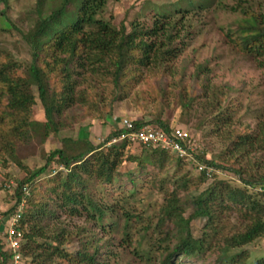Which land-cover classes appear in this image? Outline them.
Wrapping results in <instances>:
<instances>
[{
    "label": "trees",
    "instance_id": "16d2710c",
    "mask_svg": "<svg viewBox=\"0 0 264 264\" xmlns=\"http://www.w3.org/2000/svg\"><path fill=\"white\" fill-rule=\"evenodd\" d=\"M0 1L5 6L0 11V17L8 21L19 35L11 42L14 50L0 51V161L4 166L12 162L26 172L24 178L17 180L14 204L3 213L7 218H17L15 234H21V240H26V244L21 243L18 250L20 263L23 264L25 259L29 264L109 263L114 252L102 251L111 246L115 229L108 231L103 228L105 235L110 237L103 241L86 225L70 229L61 220L64 212L70 218L86 213L85 220L98 221L96 225H102L99 222L106 215H113L111 225L121 232L119 247H129L134 241V253L149 262L156 250L159 253L158 264H174L178 257L204 262L208 252L215 257L213 264H248L249 248L256 240L264 239V175H252L249 171L250 164L254 163L253 154H261L257 168L264 166L262 122L253 132L233 133L228 153L222 158L228 163L227 166L206 160L205 151L199 152L193 141L191 148L185 139L176 140L186 150V155L181 157L170 149L138 144L128 139L119 140V145L111 144L112 149L108 154L99 153L100 146H94L87 138L66 137L61 140V148L45 156L43 166L31 170L25 162L28 155L37 149L42 152L48 138L58 136L61 130L58 118L64 110L77 103L94 102L83 87L86 81L94 79L96 75H106L122 90L140 83L144 75L141 68L150 70L152 65L160 71L170 72V63L183 51L181 45L184 43L178 44V41L193 35L191 29H194L195 19H205L220 10L239 16L233 27L226 31L225 38L235 45L239 53L264 57V10L261 12L264 0H174L164 4L167 8L154 13L151 26L133 22L130 30L125 26L117 28L105 17L108 3L112 0H37L34 9L21 13L15 19L10 15V0ZM23 51L29 55V60L20 58ZM208 61L198 63L194 72V83L201 80L202 94L211 87ZM261 66H264V62ZM186 67L187 63L181 66L182 76L178 87L183 93L181 105L188 113L193 111L196 97L188 95L184 88ZM160 84L163 96L167 93V87L162 80ZM196 85L189 88L192 93ZM33 87L43 108L45 121L33 117L36 105ZM213 88L214 95L220 90L230 95L240 91L228 83L220 90H215L216 86ZM161 117L160 114L154 120H132L133 128L155 126L170 136L174 127ZM129 131L122 128L116 130L102 144ZM134 145L143 151L139 156H130V161L140 167L139 174H143L146 166H155L159 160L165 161L172 156V159L175 158L173 165L176 166L185 160H195L229 171L237 175L246 187H232L227 181L217 179L213 173L211 186L201 194L178 196L173 191L169 197H165L159 209L160 222L165 219L169 221L167 229L160 232L157 231L159 225L152 228L153 212L144 210L142 212L150 223L142 231L138 230L134 238L130 234L131 226L143 215L126 207L137 200L145 205L146 198L135 190L122 199V210H119L117 206L101 203L89 192V182L95 177H101L100 183L103 184L113 182L112 157H117L119 152ZM54 161L66 171V176L59 171L45 181L50 185L48 196L42 184L36 180L47 174ZM242 161L245 164L239 165ZM200 173L201 179L206 180L209 172L200 170ZM129 175L127 179L135 186L136 180ZM7 187L9 189L10 186ZM256 188H261V191H254ZM187 209H190V213L186 217ZM226 214L229 218L236 216L238 228L237 231L221 235V224ZM198 218L207 219L200 238L193 235L191 228L192 221ZM6 223L3 220L0 225V229H3L0 230L1 237L5 238V241L0 240V264H12L15 255L6 241ZM252 264H264V257Z\"/></svg>",
    "mask_w": 264,
    "mask_h": 264
},
{
    "label": "rangeland",
    "instance_id": "374dc122",
    "mask_svg": "<svg viewBox=\"0 0 264 264\" xmlns=\"http://www.w3.org/2000/svg\"><path fill=\"white\" fill-rule=\"evenodd\" d=\"M170 1L174 0H112L108 3L105 17L117 28L125 26L130 30L133 22L151 26L153 23L152 17L155 16L154 13L167 8L164 4H169ZM9 2L11 6L10 15L15 19L21 13L34 9L37 0H10ZM4 8V4L0 1V11ZM262 9L264 10V2L261 12ZM238 17L229 11L220 10L213 13V15L206 16L205 19H202L203 22L200 19H195L194 29H191L194 32L193 35L184 39V41H178V44L179 42L180 44L184 43L181 45L183 51L173 63H170V72L160 71L152 65L150 70L141 68L144 70L143 78L133 88L127 87L119 90L113 83L112 78L106 77V75L104 77L96 75L93 77L94 79L86 81L83 87L94 98V102L77 103L68 110H64L58 118L61 125L58 136L48 138L42 146V152L37 149L33 154L28 155L25 162L27 167L32 170L43 166L45 156L52 150L61 148V140L66 137L87 138L94 146H100L97 152L108 154L112 149V145L102 143L110 133L123 127L122 123L125 118L154 120L160 114L162 115L161 118L165 119L171 127H181L189 132L194 144L198 146L199 152L205 151L206 160H213L220 166H227L228 163L224 162L223 159L228 153L229 142L233 133L238 131L253 132L259 122L264 123V66H261L264 57L239 53L235 45L225 38L226 31L233 27L232 24L235 20H238ZM17 38H19L18 33L11 28L8 21L0 17V51L14 50L11 42ZM19 56L23 60H29V55L24 51ZM206 59L209 60L207 66L211 70L209 73L212 79L210 78V89L202 94L201 80L194 83V72L196 65ZM183 63H187L183 78L184 88L187 90L188 95L196 97L193 111L188 113L184 111L181 105L183 93L180 90L181 88L178 87L182 76L181 66ZM161 80L167 87V93L163 96L161 95ZM227 83L239 88L240 91L232 95L227 94V92L225 94V91H221L220 88ZM193 84H197L194 93L189 90ZM215 86V90H220L215 91L216 95H214L213 88ZM33 90L36 97L33 117L45 121L44 111L35 87H33ZM218 100L220 101L218 102ZM115 144L119 145V140ZM142 152L140 147L134 145L119 152L117 157H112L114 163L113 182L103 184L100 183L101 177H95L89 182V192L96 199H100L101 203L108 206H117L119 210H122V199L130 196L131 192L138 190L146 198L145 205L140 204L138 200L131 201L126 209L136 210L137 213L144 212V210H147L148 213L149 211L153 212L151 225L152 228L159 225L160 229H157V231L162 232L170 225L167 219L162 223L160 222L159 209L163 205L165 197H169L173 191L178 196L187 193L201 194L211 186L214 178V176H211L213 173L216 174L217 179L227 181L232 187H246L237 175L229 171L216 169L209 165L206 166L205 162L201 163V161L195 160H193L194 162L185 160L176 166L173 165L175 158L172 159V156L165 161L159 160L155 166H146L145 170L142 171L143 174H139L140 167L130 161V156H139ZM260 155V153H257L251 156L254 160V163L249 166L252 175H264V166L262 168L256 166V163L260 160V157H258ZM244 164V161L239 163V165ZM200 166L206 167L209 171L206 180L201 179ZM59 171H63V176H66V171L54 161L47 174L36 180L37 183L42 184V188L48 196L50 185L45 181L53 178ZM126 172L130 173L136 180L137 184L135 186L127 179L128 173L126 174ZM25 176L26 172L22 171L16 164L10 162L7 166H4L0 161V225L3 220L7 221V217L3 213L14 204L13 194L17 186V180ZM183 184L185 187H183ZM8 185L10 186L9 189ZM248 189L252 191L250 187ZM254 191H261V188H256ZM40 198L43 199L44 197ZM47 200L50 201L49 197ZM143 212V217L133 222L131 226L130 234L134 238L138 235V230L142 231V228L150 223ZM189 213L190 209H187L185 216L187 217ZM85 215L86 213H82L78 217L70 218L62 212L61 220H64L70 229L84 225L88 228L91 227L93 232H96L97 236L102 238L103 241L110 239L107 234L105 235L103 228L108 231L115 229L112 234L113 242H111V246L109 249L102 251L112 250L115 254L111 256L108 264L159 263V253L156 250L152 253V261L150 262L146 258L141 259L137 256L134 253V241L129 247H119L121 232L116 230L117 227L111 225L113 215H106L99 222L102 225H96L98 221H86ZM206 222V218H198L192 221L191 228L196 238L202 236ZM237 226L236 216L229 218L226 214L222 220L220 234L224 235L237 231ZM152 232L153 229L150 233ZM98 237L95 239L97 240ZM4 239L0 233V240L3 241ZM22 244H26L25 239L22 240ZM209 254L210 252L204 256L206 259H204V262L201 260L187 261L178 257L174 260V264H213L215 257ZM262 257H264V239H258L249 248L247 263L252 264ZM23 264H29V261L25 259Z\"/></svg>",
    "mask_w": 264,
    "mask_h": 264
},
{
    "label": "built area",
    "instance_id": "2783aa9c",
    "mask_svg": "<svg viewBox=\"0 0 264 264\" xmlns=\"http://www.w3.org/2000/svg\"><path fill=\"white\" fill-rule=\"evenodd\" d=\"M122 124H123L122 129L130 130V131L121 134L117 138L113 139L112 142L110 143H114L122 139H128L131 142L138 144H144V145L153 144V146H160L165 149H170L171 151L177 153L181 157H184L186 155V150L184 149L183 145L176 142V140L185 139L186 142L192 148L193 139L189 135V132L185 131L182 128H175L172 131L171 135L168 136L161 129L155 126H144L136 130L133 128L132 120L129 118H125ZM204 169L206 168L200 166V170H204ZM207 172L209 171L207 170ZM6 222H7L6 224L8 225L6 230L8 231V234L6 233L7 235L6 241L15 252V255L12 260V264H20L21 255L18 253V250L21 247V234L16 235L14 230V225L17 222V218L15 216H10L7 218Z\"/></svg>",
    "mask_w": 264,
    "mask_h": 264
},
{
    "label": "clouds",
    "instance_id": "9594fccd",
    "mask_svg": "<svg viewBox=\"0 0 264 264\" xmlns=\"http://www.w3.org/2000/svg\"><path fill=\"white\" fill-rule=\"evenodd\" d=\"M132 120V119H131ZM175 128H181V127H174L173 129H175ZM183 129V128H182ZM185 130V129H184ZM186 131V130H185ZM115 138H117V137H115ZM115 138H113V139H115ZM112 139V140H113ZM112 140L111 141H109L108 143H110V142H112ZM115 143V142H114ZM110 144H113V143H110ZM206 168V167H205ZM204 170H206L207 171V168L206 169H204ZM21 243H22V240H21ZM21 264V263H20Z\"/></svg>",
    "mask_w": 264,
    "mask_h": 264
}]
</instances>
